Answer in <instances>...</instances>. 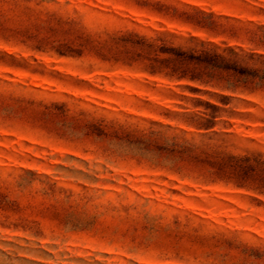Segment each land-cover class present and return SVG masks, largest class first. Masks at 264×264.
I'll use <instances>...</instances> for the list:
<instances>
[{
  "label": "rangeland",
  "instance_id": "374dc122",
  "mask_svg": "<svg viewBox=\"0 0 264 264\" xmlns=\"http://www.w3.org/2000/svg\"><path fill=\"white\" fill-rule=\"evenodd\" d=\"M0 264H264V0H0Z\"/></svg>",
  "mask_w": 264,
  "mask_h": 264
}]
</instances>
